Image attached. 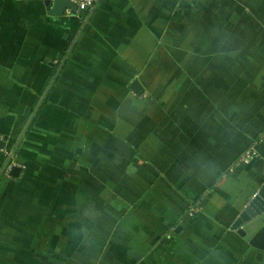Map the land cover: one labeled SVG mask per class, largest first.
I'll return each instance as SVG.
<instances>
[{"label": "crops", "instance_id": "crops-1", "mask_svg": "<svg viewBox=\"0 0 264 264\" xmlns=\"http://www.w3.org/2000/svg\"><path fill=\"white\" fill-rule=\"evenodd\" d=\"M44 3L0 0V264H264L231 230L262 160L229 172L264 135V0Z\"/></svg>", "mask_w": 264, "mask_h": 264}, {"label": "water", "instance_id": "water-1", "mask_svg": "<svg viewBox=\"0 0 264 264\" xmlns=\"http://www.w3.org/2000/svg\"><path fill=\"white\" fill-rule=\"evenodd\" d=\"M44 4L49 9L47 14L50 17H63L67 10L73 16L78 13L77 6L70 0H46ZM132 88L137 93L142 90L138 81L133 83ZM5 146L6 139L0 140V150H4ZM10 161L9 158L8 164ZM20 172L19 168H14L12 174L18 176ZM231 230L252 249L264 252V184L238 215Z\"/></svg>", "mask_w": 264, "mask_h": 264}, {"label": "built area", "instance_id": "built-area-1", "mask_svg": "<svg viewBox=\"0 0 264 264\" xmlns=\"http://www.w3.org/2000/svg\"><path fill=\"white\" fill-rule=\"evenodd\" d=\"M27 1H35V0H27ZM40 1H46V0H40ZM70 1L77 6L78 12L80 13L93 10L99 2V0H70ZM67 13L70 14L71 12L68 10ZM263 139H264V135L260 136L252 146L246 149L239 156V158L237 159L235 164L231 167L229 172H233L242 166L250 165L255 160L261 159L263 162V173H264V157H262L260 150H259V145L263 142ZM6 155H8L11 161L8 164V167L4 174L6 177H9L13 169L16 167H19V165L15 160V155L13 152H6Z\"/></svg>", "mask_w": 264, "mask_h": 264}, {"label": "trees", "instance_id": "trees-1", "mask_svg": "<svg viewBox=\"0 0 264 264\" xmlns=\"http://www.w3.org/2000/svg\"><path fill=\"white\" fill-rule=\"evenodd\" d=\"M83 15H85V12L82 13V17H83ZM16 145H17V142H13L11 145H9L7 147V151L6 152H13L14 155H16L18 153V149H19V146L16 147Z\"/></svg>", "mask_w": 264, "mask_h": 264}, {"label": "rangeland", "instance_id": "rangeland-1", "mask_svg": "<svg viewBox=\"0 0 264 264\" xmlns=\"http://www.w3.org/2000/svg\"><path fill=\"white\" fill-rule=\"evenodd\" d=\"M261 160V159H260ZM262 169H263V162H262ZM263 175H264V173H263Z\"/></svg>", "mask_w": 264, "mask_h": 264}]
</instances>
